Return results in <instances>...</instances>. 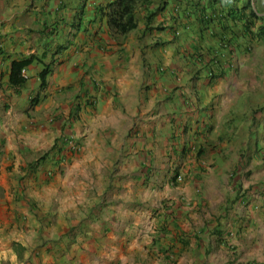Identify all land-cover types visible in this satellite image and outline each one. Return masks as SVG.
<instances>
[{
	"label": "crops",
	"instance_id": "0c3cea01",
	"mask_svg": "<svg viewBox=\"0 0 264 264\" xmlns=\"http://www.w3.org/2000/svg\"><path fill=\"white\" fill-rule=\"evenodd\" d=\"M112 1L0 0V264H40L39 253L55 264H83L91 245L106 234L114 238L119 225L101 217L91 229L81 218L92 219L91 206L97 208L104 191L118 187L121 200L110 207V217L125 222L142 215L135 207L153 197L151 187L159 184L155 171L168 170L167 185L173 176L182 179V171L203 195L209 181L220 189L231 183L230 197L238 204L243 203L238 189L244 188L245 176L264 180L261 36L248 43L238 27L233 29L235 58L220 61L216 69L223 76L210 80L198 75L203 66L196 61L199 55L207 62L222 52L220 30L200 22V9L212 8L208 0H141L136 12L140 34L125 39L110 37L99 13ZM245 1L229 4L240 9ZM30 57L34 60L24 70L26 83L13 88L11 63ZM39 61L51 65L44 88L38 79L43 68ZM152 71L157 76L150 77ZM248 92L260 95L253 106L257 110L248 117L251 128L231 138L236 127H223L231 123L229 115L241 93ZM246 118L240 119L241 126ZM210 139L216 141L210 155L215 172L205 173L194 152ZM58 167L66 170L62 178L55 172ZM227 173L228 180H223ZM85 177L99 184L92 192L98 202L86 213L78 206L81 194L70 188ZM184 188L178 194L186 193ZM253 199L264 205L263 193L254 190ZM243 210H229L227 233L235 235L229 245H242L251 235L253 246L242 245L245 261L248 255L252 264H264V240L253 237L264 227L259 215L264 209ZM182 213L159 216L147 245L166 253L171 245L186 244L183 237L193 234L185 219L196 221V216ZM128 225L120 231L125 228L126 233ZM27 245L39 252L37 257H31Z\"/></svg>",
	"mask_w": 264,
	"mask_h": 264
},
{
	"label": "rangeland",
	"instance_id": "374dc122",
	"mask_svg": "<svg viewBox=\"0 0 264 264\" xmlns=\"http://www.w3.org/2000/svg\"><path fill=\"white\" fill-rule=\"evenodd\" d=\"M253 3L255 4L254 7L257 16L259 17V21L264 22V0H253ZM139 32V30H135L131 33L134 34ZM201 32L202 34H208L207 29H202ZM257 36L259 37V35ZM222 57L223 56L220 55L219 59H222ZM153 75H156L154 71L149 73L150 77ZM248 93L250 95L241 93L239 99L235 102V108H233L234 111L229 115L231 123L227 122L223 127L224 129H228V127H236V133H234V135L232 133L230 134L231 138L241 137L242 135L238 134L237 132H245L246 126V128H251V126L249 125L248 117H250V115L252 116L257 110L253 106L256 100L259 102L260 95L251 94V92ZM79 97L82 98V95H80ZM245 116H247V120H245L244 124L241 126L240 119ZM179 118L180 117H176V119ZM220 125L223 126L222 123H220ZM178 126L179 123L175 125L176 128H179ZM183 129L184 127L182 126L180 129V133H182ZM188 129L189 126H187V131ZM189 134L191 133L188 132L187 135ZM215 142L210 139L208 143L213 144H208L206 142L204 143V147L198 148L197 146L199 145H196L195 148L194 154H197L195 156V160L196 162L198 160H202V163L200 164L204 165L203 171H205V173L215 172V169H213L214 165L211 163L212 160L210 156L211 152L216 149V145L214 144ZM171 144L172 143H170V145ZM54 166L55 165H52V167ZM175 170L177 173H179L178 167ZM55 172H57L58 177L62 178L64 176L62 174H65L66 170L64 171V168L61 169L60 167H58L57 169H55ZM155 174L157 175V181H159V184L155 185V187H151V195L153 197L147 199L144 203H140L142 204L140 208L135 207L139 209L138 212H142V215L138 217L128 218L125 220V222L121 221V218H118L116 221H114V219H112L109 214L110 207L114 208V204L121 200L119 199L120 187L111 189V193L107 192V190L104 191V195L100 196L101 201L99 205L97 206V208H95L93 203H96V201L98 202V199H94V197H96L97 195L95 193L93 197L92 192L95 191V187H98L99 189V184L96 186L95 184H91L86 177L85 180H80V184L78 181L70 184V188L72 189V191H76L78 192V194H81L78 196H81L79 198L80 203L78 204V206L82 205L79 209H85L84 213H86L90 209L89 205H93L91 206V214L93 218L89 219V217L85 216L81 218L88 221V225L91 227V229H93V225H97L95 222L101 217L102 220L108 219L113 223L119 225L117 233L113 235L114 238L111 237V234H106L104 237L102 236L101 241L97 242L96 245H91L90 253L88 254L89 256L82 257L83 264H168L166 263L167 260H170L169 264L246 263L244 256L245 250L242 249V245L245 247H247V245L253 246L251 245L253 243L250 242H253L254 240L250 241L251 235H247V238L242 240V242H244L241 243L242 245H229V238L233 235V233L231 234V236L229 233H227V227L230 224V221L227 219V215L229 214V210H239L241 212V210L243 209V211H251L249 209H254L255 207L257 209H264L263 203V206L261 207V203L258 201L256 202L253 199L254 190H256L257 193H264V180H262V183H260V181L254 182L253 179L249 178V175L245 176L246 184L244 185V188L240 187L238 189L239 194L243 196L241 198L243 203L238 204V201H232V198L234 199V197H230L231 190L228 186H230L231 183H228V186H224L222 189H220L214 187L215 181H212V183L209 181V184L206 186V194L203 195L200 193L199 186H193V184L195 183L193 178H187L182 171L180 172L182 179L179 176H173V178L175 177V180H172L173 178L170 179L168 185L166 184V179L169 178L167 169L159 170L158 172L155 171ZM224 176L225 178H223V180H228V173ZM178 177L180 178V180H177ZM185 185L187 187V192L183 193L182 195L178 194V189L182 187L184 188ZM166 186L168 187V190L166 189ZM231 187H235V185H231ZM223 189H225L224 195L221 194ZM218 191H221V193L218 194ZM189 193H194V195H191V198L186 197V195L190 196L188 195ZM160 196H163V198L161 199ZM173 197H175V200H171V198ZM83 199H86L87 201H83ZM152 201L154 204L151 203ZM99 208H102V214H100L101 211L99 210ZM176 210H181L183 212V217H185L188 211L191 212L192 215L196 216V221L193 218L192 220H189L188 217H186L185 219L186 223L188 222V224H190L191 232L189 234H193V237H183L184 241H187L188 243L186 242V244L176 246L171 245V248L167 249L166 253H162L160 249H158L155 245H147L149 241H153V239H151V234L154 232V230H156V227L158 226L157 218L163 214L166 215L168 212L172 214L170 215L171 217L176 214ZM138 212H135L133 216H136ZM259 215H261L262 217L264 216V213L261 212L259 213ZM94 218L95 221H93ZM134 219H136V222H133ZM129 222L130 225H128ZM216 224L218 225L216 226ZM127 225L128 227H126V233L125 228L121 232V227ZM210 225H213L215 228L212 229ZM204 230L207 232H204ZM97 231L98 230H93L92 232L97 233ZM125 234L127 235L125 236ZM233 236L234 237H232V239L235 238V235ZM253 237L254 239L257 238V241H263L264 227H261L260 230L258 228L255 231ZM119 239H121L123 242H117ZM195 240H202L200 241L201 245H195V243H197ZM239 240V237L236 238V241ZM27 248V250L30 252L31 257L35 256V253H39L35 250L32 251L29 245H27ZM256 249L259 252L261 251L260 248ZM237 250L239 251L236 252ZM247 253L248 252L246 251V254ZM39 254L40 260L38 261L40 262V264H43V261H46V264H55V262H50L47 259L48 257L43 258L44 256L41 253ZM26 255L28 256L27 253ZM246 258L249 259L246 264L253 263L251 256L247 255ZM29 259L30 258H28V260ZM79 259L81 260V258ZM35 262L36 261H32L31 264H34Z\"/></svg>",
	"mask_w": 264,
	"mask_h": 264
},
{
	"label": "trees",
	"instance_id": "16d2710c",
	"mask_svg": "<svg viewBox=\"0 0 264 264\" xmlns=\"http://www.w3.org/2000/svg\"><path fill=\"white\" fill-rule=\"evenodd\" d=\"M230 1L231 0L225 3L228 4L227 8H225L222 0H210L209 5L207 6H212L210 10H207L205 8L200 9L201 24H203V26L205 27H208L209 25H214L220 30V32L218 33V36L220 37L219 40H221V43H223L225 39L227 40L228 43L225 44V48L228 50L229 53L232 50L230 49V46L228 44L234 41V39L236 40L237 36V33H235L233 28L238 27L241 32L243 31L246 41L249 43L253 40V37L256 36L254 33L251 32L250 27H252L253 22L257 20V13L250 10L251 7L249 6V1H245L244 5H241L240 9L232 7V4H229ZM140 3L141 0H113L110 4L106 5V7L101 9L99 13L105 22L110 37H113L115 39H125L127 38V36H129L131 32L137 29L138 19L136 12ZM215 5H218L219 7H216ZM257 34L264 38V25L260 24L257 30ZM221 51V53H217L216 55H214L213 58L209 59V61L207 62H203L200 55L196 57V61L198 62V64L200 63L203 66L202 71L200 70L198 75H201V73L203 72V74H211V77L213 79L216 78V76L214 75L215 68L220 65V61L226 62L225 55H223L225 53L223 52V50ZM195 52L198 51L196 50ZM220 55L223 56L221 60L219 59ZM231 55L232 54H230V56ZM33 60L34 57H30L29 59H25L22 61H14L11 63L9 84L13 88L23 87V85L26 83V78L22 76L21 72L22 70H25L27 66L31 62H33ZM39 64H42L43 68L38 73V79L41 84V88H44L46 85L47 77L51 73V65L46 64L43 61H39ZM58 150L60 152L61 148H59ZM173 180H175V177L173 178Z\"/></svg>",
	"mask_w": 264,
	"mask_h": 264
},
{
	"label": "clouds",
	"instance_id": "9594fccd",
	"mask_svg": "<svg viewBox=\"0 0 264 264\" xmlns=\"http://www.w3.org/2000/svg\"><path fill=\"white\" fill-rule=\"evenodd\" d=\"M201 1H203V0H201ZM207 1V0H206ZM231 1H233V2H238V1H241V0H231ZM246 1H249V6L251 7L250 8V10H252V11H254V12H256V10H255V4L253 3V0H246ZM209 2H210V0H209ZM222 2L224 3L223 5H227V4H225V3H227V2H229V0H222ZM257 17V20L256 21H254L253 22V26L252 27H250V29H251V32L252 33H254L256 36L257 35H259V34H257L256 33V31L258 30V27L260 26V24H262V25H264V22H260L259 21V17L258 16H256ZM233 29H237V27H235V28H233ZM256 30V31H255ZM243 32V31H242ZM260 36V35H259ZM229 40V39H228ZM261 40L264 42V38H262V36H261ZM230 41V40H229ZM247 42V41H246ZM226 43H228L227 42V40L225 39L224 40V42L223 43H221V40H220V46H221V50H223V52L225 53L224 55H225V58H226V62L227 63H231L232 61H230V60H232V59H234L235 57H232V56H230V54H232V51H233V49L232 48H234V47H231L232 46V44L230 43V44H228L229 46H230V49L232 50L230 53L228 52V50L225 48V44ZM246 44H248V43H246ZM230 59V60H229ZM221 60V59H220ZM219 60V61H220ZM218 65V64H217ZM203 68V67H202ZM216 68H218V66L216 67ZM215 68V71H214V75L216 76V78H221L222 76H223V72L222 71H220L219 72V70H217ZM201 71H202V69H201ZM210 71V70H209ZM232 71L233 72H237L238 71V69L237 68H234V69H232ZM21 74H22V76L24 77V70H22V72H21ZM201 74H203V72L201 73ZM206 78H208V79H210V80H214V79H216V78H212L211 77V74H209V73H207V74H203ZM25 78V77H24ZM264 108H262L261 110H263ZM73 149H76V146H73ZM177 180H180V178H178Z\"/></svg>",
	"mask_w": 264,
	"mask_h": 264
}]
</instances>
